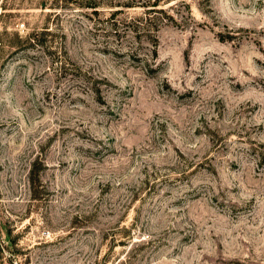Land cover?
<instances>
[{
	"label": "rangeland",
	"instance_id": "rangeland-1",
	"mask_svg": "<svg viewBox=\"0 0 264 264\" xmlns=\"http://www.w3.org/2000/svg\"><path fill=\"white\" fill-rule=\"evenodd\" d=\"M152 2L0 0V264H264V0Z\"/></svg>",
	"mask_w": 264,
	"mask_h": 264
},
{
	"label": "trees",
	"instance_id": "trees-1",
	"mask_svg": "<svg viewBox=\"0 0 264 264\" xmlns=\"http://www.w3.org/2000/svg\"><path fill=\"white\" fill-rule=\"evenodd\" d=\"M159 1L160 0H153V2L150 4L151 8L146 9L145 14L142 17V19H143V25L148 24L154 18V16L152 15L151 12H153V11H159V12L164 13V11L162 9H156V6H157V4H158Z\"/></svg>",
	"mask_w": 264,
	"mask_h": 264
}]
</instances>
